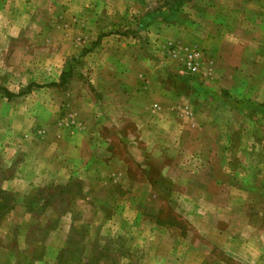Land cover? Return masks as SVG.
<instances>
[{
	"label": "rangeland",
	"instance_id": "1",
	"mask_svg": "<svg viewBox=\"0 0 264 264\" xmlns=\"http://www.w3.org/2000/svg\"><path fill=\"white\" fill-rule=\"evenodd\" d=\"M0 264H264V0H0Z\"/></svg>",
	"mask_w": 264,
	"mask_h": 264
}]
</instances>
